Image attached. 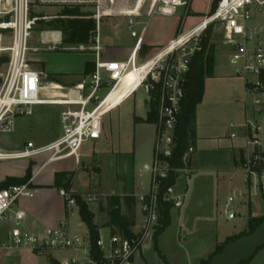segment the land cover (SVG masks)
Returning <instances> with one entry per match:
<instances>
[{
	"label": "built area",
	"instance_id": "built-area-1",
	"mask_svg": "<svg viewBox=\"0 0 264 264\" xmlns=\"http://www.w3.org/2000/svg\"><path fill=\"white\" fill-rule=\"evenodd\" d=\"M140 1L0 0V59L8 58L7 70L0 85V132H13L17 117L31 115L37 106L69 107L61 114L62 134L58 140L40 148L28 143L24 150L15 154L0 153V161L32 159L45 154L51 155L49 160L78 157L85 142L101 138L105 115L128 97L142 92L149 111L153 110L157 118L154 123L157 132L155 155L149 167L151 185L146 193L137 197L144 216L141 245L143 239L154 234L159 226V181L166 179L171 171L167 159L172 155L175 128L186 97L190 61L203 51V38L210 27L219 30V43L228 50L232 75L245 83L246 119L239 125L240 133L233 132L230 136L242 142L240 172L247 190L250 192L256 188L264 196V0H210V8L216 1L213 12L210 10L198 24L181 33L151 58H140L143 31L127 59L104 58L108 50L101 44L102 20L125 16L132 31L142 14L141 9L136 10ZM147 2L142 0L141 8ZM187 6L188 0H151L148 17H174L179 9L187 11ZM124 7L128 10L123 11ZM44 8L59 12L46 14L38 11ZM65 9H79L95 20L96 29L90 43L91 52L95 55V68L83 83L68 89L66 95L46 99L42 94L46 84L43 73L33 69L29 60L30 53L40 49L31 48L30 43L41 22L57 19ZM44 33L55 32L45 30ZM79 47L73 49L60 38L44 49L85 52L84 46ZM185 58H189L188 65L184 62ZM128 79L132 83L124 91L116 93L117 88L120 90ZM247 101L251 104L250 119ZM193 153L190 148L184 160L187 161ZM182 171L186 172L187 167L179 173ZM61 195L67 210L77 206L71 194L62 190ZM33 197L31 181L0 191V225H10L6 239L0 242V255L23 249L33 252L60 251L73 255L62 264H134L138 247L117 232L110 236L108 248L101 238L96 241L103 254L101 260L90 256L89 238L87 248L83 237L70 235L66 222L57 228L46 229L41 236L26 233L23 229L26 213L18 204L22 199ZM84 200L90 204L97 201V197L88 195ZM233 201V197L228 199L226 209ZM175 203L181 206L180 199Z\"/></svg>",
	"mask_w": 264,
	"mask_h": 264
},
{
	"label": "crops",
	"instance_id": "crops-1",
	"mask_svg": "<svg viewBox=\"0 0 264 264\" xmlns=\"http://www.w3.org/2000/svg\"><path fill=\"white\" fill-rule=\"evenodd\" d=\"M150 2L148 0L147 4L141 8L142 0L140 1L136 10L141 9L142 14L137 18L139 23L133 27L132 31L129 30L127 17L122 15L112 17L127 23L132 45L114 49L105 47L108 52L104 54V58L109 60L127 59L143 31L140 58L142 60L149 59L160 49L168 46L181 33L195 26L189 23L192 19L190 16L180 18L177 16V12L174 17H153L157 20L152 27V22L145 20L148 18ZM193 5L194 0L191 6L192 14L194 13ZM124 10L128 9L124 7ZM60 38L58 35V39ZM32 58V66L35 64L37 69L32 68L43 73V81L46 84L42 94L46 99L61 98L66 95L68 89L83 83L95 68L93 52L71 53L62 50L48 51L43 49L39 53L33 54ZM87 64L90 65L88 69ZM223 67L224 69L221 70L216 68L215 64L213 77L207 78L205 81L203 101L196 110L197 139L195 151L190 157V165L187 167V171L180 173L178 182H182L185 177L191 184L194 180L193 185L195 186L196 183L202 184L203 179H206L208 175H218L234 170L240 171L242 142L239 139H232L230 135L233 132L240 133L239 125L245 122L241 121V118L246 116L245 83L241 78L232 75L228 59ZM6 70L1 73L3 77ZM51 77H54L55 80H52ZM136 94L125 99L116 109L105 115L101 138L85 142L78 157L49 160L51 155L45 154L32 159L0 161V184L7 178L25 177L27 169L32 165V177L29 181H31L34 190V197L22 199L18 204L19 208L26 213L23 227L26 233L41 236L46 229L57 228L63 222L67 223L69 233H71L68 216L76 210L79 224L87 230L89 238L88 229L80 219L78 207L67 210L61 190L54 187L55 177L58 173L73 174L70 193L80 195L83 198L88 195L97 197V201L88 205L95 215V223L99 227V233L101 229H110V236L119 232L118 229L105 227L109 221V205L115 202L114 199H121L122 212L126 214L123 199L129 196L134 197L136 201L134 208L135 225L130 229L136 226L137 207L139 205L137 197L146 192L142 191L141 186H134L137 156L144 153L149 160L153 161L157 132L154 123L146 122L150 112L146 99L142 108H138L135 101ZM216 104H231L236 107L234 119L239 122L232 123L231 131L225 134L218 132L214 123L212 124V120L206 115L207 111ZM68 109L69 107L59 105H40L34 108L31 115L17 117L13 132H0V153H19L26 148L28 143H33L35 147L40 148L55 142L62 134L61 114ZM144 168L146 171L149 170L147 161ZM80 172H82V176L88 178L86 180L89 183L85 188L91 189L93 187L95 192L84 189L74 190L75 179ZM113 180L122 183L124 189L121 188L120 190V185H116L117 190L112 191L107 183ZM190 182L187 183L186 188H179L176 183L168 192V199L174 202V206L170 212V225L159 236L160 238L175 224L179 235V244H182V240L185 241L183 236L188 237L192 235L194 230L201 227L193 222L186 224V219L192 209ZM178 199L181 200V206H177L175 203ZM93 204L96 205L95 209L92 208ZM173 209L178 212L175 222L172 221ZM229 214L234 215L232 212ZM103 216H105V220L99 223V218ZM9 228L10 225L7 223L0 225V242L6 239ZM142 231L143 229L139 233L131 232L138 236ZM148 237L153 239L154 234L143 239L140 248L135 252L134 264H164L163 261L166 262L167 260L166 255L163 254L164 250L158 247L159 253L157 254L154 246L146 242ZM88 246L89 243H86L87 248ZM39 253L43 252L23 249L1 254L0 264H16L18 260L22 261L21 264H34ZM67 253L66 260L56 261L62 264L73 256L71 252ZM49 264H51L50 261Z\"/></svg>",
	"mask_w": 264,
	"mask_h": 264
},
{
	"label": "rangeland",
	"instance_id": "rangeland-1",
	"mask_svg": "<svg viewBox=\"0 0 264 264\" xmlns=\"http://www.w3.org/2000/svg\"><path fill=\"white\" fill-rule=\"evenodd\" d=\"M150 2V0H149ZM193 0H188L186 9H179L177 16L192 18L190 24H198L204 16L210 11V0H194L193 14L191 13V6ZM46 14H56L57 9H38ZM82 12V11H81ZM185 12V14H184ZM152 19V20H151ZM147 22H152V27L156 23V18H146ZM124 20L116 18H104L101 22L100 38L103 47L124 48L132 45V38L127 29V23ZM155 21V22H154ZM46 28L40 26L34 32L30 46L31 48H39L42 51L47 46H50L54 41L58 40V35L55 33H44ZM60 36V35H59ZM220 33L218 28L212 29L211 43L215 44L216 48V68L224 69L223 64L228 59V50L226 47L220 45ZM73 49H79V46H69ZM92 44L84 46L85 52H91ZM38 52H31L29 55L30 64L32 66V55ZM75 53L74 51H69ZM6 58V57H4ZM2 58L0 59V61ZM33 68L37 66L33 64ZM7 69V63L0 65V85L3 79L1 73ZM220 70V71H221ZM145 95L138 92L135 96V101L138 108H142ZM249 108L248 119H250L251 104L247 101ZM235 106L231 104H216L210 108L206 115L212 120V124L216 126L218 132L225 134L231 131V124L239 122L234 119ZM246 116L241 118L244 122ZM236 146V145H235ZM18 161V160H15ZM148 166L152 165V160L148 159L144 153L137 156V166L134 173V186H141L143 192H147L151 185V173L144 168L145 162ZM180 178V175H179ZM86 176H82V172L78 173L74 183V190L80 191H94L85 188L88 186ZM244 177L240 171H230L216 174H211L203 179L202 184L196 183L195 186L188 181V178H183L182 182L177 183V187L186 188L187 183L190 182V191L192 198V209L190 210L186 219V224L193 222L199 224L201 227L194 230L192 235L183 236L185 241L179 244V235L176 231L175 224L163 236L157 246L163 249V254L166 255V262L164 264H201L202 261L209 260L208 264H264V221L254 231L250 232L248 221L251 216H264V196L262 193L253 188L250 192L247 190L243 181ZM116 185H120L124 189L123 184L117 180L109 181L107 186L116 191ZM115 186V187H114ZM145 192V193H146ZM230 197L234 201L230 203L226 209V203ZM168 198V195H167ZM95 204L92 208L95 209ZM234 213L231 216L229 213ZM177 210L173 209L172 221L175 222L177 218ZM77 211L74 210L68 216V223L70 227L71 236H81L88 243L87 230L82 228L79 224ZM105 220V216L99 218V223ZM193 220V221H192ZM172 222V223H173ZM4 224V223H3ZM2 224V225H3ZM144 227V217L141 211V205L137 207V224L131 229L133 233H139ZM111 231L110 229H101L99 237L105 242L106 247L109 246ZM142 236V234L140 235ZM143 238V236H142ZM146 242L155 247V241L152 238H147ZM219 246H223V250L216 253ZM154 249V250H155ZM159 253V249L156 250ZM215 254V255H214ZM150 256V255H148ZM67 252L60 251H46L37 255V261L34 264H49V260H66ZM18 260L16 264H21Z\"/></svg>",
	"mask_w": 264,
	"mask_h": 264
},
{
	"label": "trees",
	"instance_id": "trees-1",
	"mask_svg": "<svg viewBox=\"0 0 264 264\" xmlns=\"http://www.w3.org/2000/svg\"><path fill=\"white\" fill-rule=\"evenodd\" d=\"M216 1L212 3L211 12L214 11ZM42 27L60 35L63 43L67 46H87L92 43V34L96 29V22L88 13L81 12L79 9L63 10L59 17L51 21H43L40 24ZM212 27H210L203 38V51L191 58L190 71L186 84V97L182 105L181 113L178 116V123L175 128L174 148L172 155L167 162L171 168L166 179L159 181L158 191V208H159V226L154 233V241L156 250H158V237L170 225V212L174 206V202L167 198L168 192L173 188L179 179V171L190 165V157L187 161L184 160L186 153L192 148L195 151L196 147V110L197 106L202 103L205 94V81L214 75L216 46L211 43ZM143 50V49H142ZM8 58H2L0 65L7 63ZM90 65L87 64V69ZM93 70L89 73H93ZM55 80L54 77H51ZM157 120L155 113L151 110L148 114L146 122L155 123ZM32 177V165L27 169L26 175L23 178H7L0 184V191L11 186L22 185L27 183ZM73 180V174L58 173L55 177L54 187L59 190H64L75 198L79 210V216L83 224L88 229L90 241V256L93 259L101 260L103 254L96 246V241L99 237V227L95 223V215L91 211L89 205L80 195L70 193V188ZM115 202L109 205L108 217L109 221L105 227L118 229L121 235L131 241L133 246L140 248L142 236L134 235L131 232V227L135 225V198L132 196L125 197L123 204L127 213L122 212L121 199H114ZM264 216H251L248 221L250 232L254 231L262 222ZM116 233V232H115ZM223 250V246H219L216 253ZM215 255V254H214ZM51 264H60L55 259L49 260ZM209 260L202 261L201 264H208ZM245 264V263H242Z\"/></svg>",
	"mask_w": 264,
	"mask_h": 264
},
{
	"label": "bare ground",
	"instance_id": "bare-ground-1",
	"mask_svg": "<svg viewBox=\"0 0 264 264\" xmlns=\"http://www.w3.org/2000/svg\"><path fill=\"white\" fill-rule=\"evenodd\" d=\"M132 83L131 79H128V81L124 84V86L119 90V88H117L116 93L124 91L130 84ZM53 94V93H52Z\"/></svg>",
	"mask_w": 264,
	"mask_h": 264
},
{
	"label": "water",
	"instance_id": "water-1",
	"mask_svg": "<svg viewBox=\"0 0 264 264\" xmlns=\"http://www.w3.org/2000/svg\"><path fill=\"white\" fill-rule=\"evenodd\" d=\"M184 62L188 65L189 64V58H185Z\"/></svg>",
	"mask_w": 264,
	"mask_h": 264
}]
</instances>
